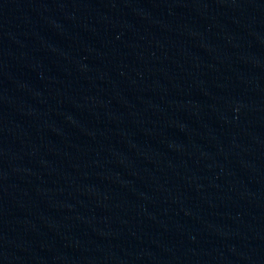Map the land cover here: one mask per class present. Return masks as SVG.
Returning a JSON list of instances; mask_svg holds the SVG:
<instances>
[{"label": "water", "instance_id": "obj_1", "mask_svg": "<svg viewBox=\"0 0 264 264\" xmlns=\"http://www.w3.org/2000/svg\"><path fill=\"white\" fill-rule=\"evenodd\" d=\"M111 0H0V91Z\"/></svg>", "mask_w": 264, "mask_h": 264}]
</instances>
